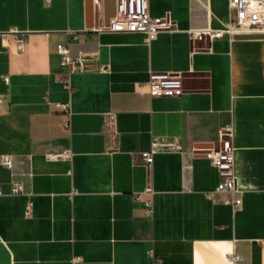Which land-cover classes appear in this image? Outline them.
Masks as SVG:
<instances>
[{
    "label": "crops",
    "instance_id": "1",
    "mask_svg": "<svg viewBox=\"0 0 264 264\" xmlns=\"http://www.w3.org/2000/svg\"><path fill=\"white\" fill-rule=\"evenodd\" d=\"M116 4L0 0V264H264V38L190 40L223 26L229 0H149L175 23L151 41L103 28ZM58 44L108 69L69 75ZM151 72L179 75L182 92L150 95ZM227 126L238 210L208 197ZM155 138L170 147L147 166Z\"/></svg>",
    "mask_w": 264,
    "mask_h": 264
},
{
    "label": "built area",
    "instance_id": "2",
    "mask_svg": "<svg viewBox=\"0 0 264 264\" xmlns=\"http://www.w3.org/2000/svg\"><path fill=\"white\" fill-rule=\"evenodd\" d=\"M50 1V0H47ZM110 31H138L146 35V40L151 41L163 30L175 29V23L169 13L162 16H153L149 11V0H117L116 13L110 18L109 23L103 27ZM190 40L212 42L215 39L228 37L229 39L238 36L264 35V0H229V13L221 28L211 26L203 28H190L188 30ZM58 52L61 56L62 64L68 66V74L79 70H107L106 66H92L85 62V55L73 59L70 55L69 46L58 44ZM147 92L152 96H168L180 94L182 92V81L179 75L168 72H151L146 84ZM145 93L144 91L140 92ZM2 95L0 94V103ZM58 106L65 112H70V103L61 102ZM115 121V114L110 113L106 117V124L112 125ZM231 127L227 126L220 130L219 149H212L210 153L211 164L217 168L220 181L215 190L208 193L209 198L217 194L223 195L221 202L230 205L234 210L242 208V191L238 187L235 173V149L229 136ZM170 147L168 144L155 138L152 141L150 150L141 152L142 161L151 166L154 160V153L162 147ZM72 153L65 151L62 154H55L54 158H70ZM0 161L7 167H12V160L9 156H1ZM23 191L22 186L16 185L14 193ZM152 184H149L144 193L153 194ZM1 194V192H0ZM138 194V198H141ZM146 216L151 218L154 214L152 199L146 200ZM30 205L28 207L29 211ZM80 256L72 258V264L80 262ZM232 260L240 261L237 254L232 256Z\"/></svg>",
    "mask_w": 264,
    "mask_h": 264
},
{
    "label": "water",
    "instance_id": "3",
    "mask_svg": "<svg viewBox=\"0 0 264 264\" xmlns=\"http://www.w3.org/2000/svg\"><path fill=\"white\" fill-rule=\"evenodd\" d=\"M239 37H243V38H248V37H261L264 38V35H249V36H239Z\"/></svg>",
    "mask_w": 264,
    "mask_h": 264
}]
</instances>
